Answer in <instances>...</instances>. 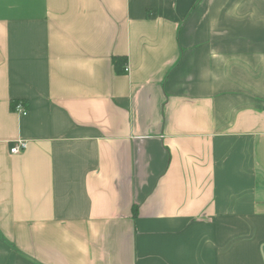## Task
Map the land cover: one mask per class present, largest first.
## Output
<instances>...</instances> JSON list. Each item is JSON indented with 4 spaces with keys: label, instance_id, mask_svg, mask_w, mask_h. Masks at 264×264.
<instances>
[{
    "label": "crops",
    "instance_id": "1",
    "mask_svg": "<svg viewBox=\"0 0 264 264\" xmlns=\"http://www.w3.org/2000/svg\"><path fill=\"white\" fill-rule=\"evenodd\" d=\"M0 264H264V0H0Z\"/></svg>",
    "mask_w": 264,
    "mask_h": 264
},
{
    "label": "built area",
    "instance_id": "2",
    "mask_svg": "<svg viewBox=\"0 0 264 264\" xmlns=\"http://www.w3.org/2000/svg\"><path fill=\"white\" fill-rule=\"evenodd\" d=\"M125 69L126 71H129V65H125ZM14 110L18 113H21L22 115H25L27 114V109L26 107H24L23 103L22 102H17L15 105H14ZM28 147V141L26 140H16L14 142V145H12V148L10 149L11 153H19L23 150H25L26 148Z\"/></svg>",
    "mask_w": 264,
    "mask_h": 264
},
{
    "label": "trees",
    "instance_id": "3",
    "mask_svg": "<svg viewBox=\"0 0 264 264\" xmlns=\"http://www.w3.org/2000/svg\"><path fill=\"white\" fill-rule=\"evenodd\" d=\"M127 64V58L120 57V56H115L113 57V66H115V70L117 73H124L125 71V65ZM15 103L13 104L14 107Z\"/></svg>",
    "mask_w": 264,
    "mask_h": 264
},
{
    "label": "rangeland",
    "instance_id": "4",
    "mask_svg": "<svg viewBox=\"0 0 264 264\" xmlns=\"http://www.w3.org/2000/svg\"><path fill=\"white\" fill-rule=\"evenodd\" d=\"M126 65H128V64H126ZM125 71H126V69H125ZM18 102H21V101H18ZM17 102H15V104H16ZM24 105V104H23ZM25 107V106H24ZM13 110H14V107H13ZM15 111V110H14Z\"/></svg>",
    "mask_w": 264,
    "mask_h": 264
}]
</instances>
